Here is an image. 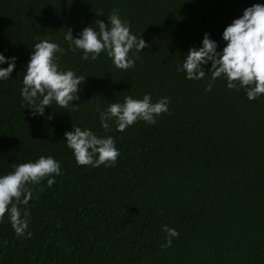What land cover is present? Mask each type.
I'll use <instances>...</instances> for the list:
<instances>
[{"label": "trees", "instance_id": "trees-1", "mask_svg": "<svg viewBox=\"0 0 264 264\" xmlns=\"http://www.w3.org/2000/svg\"><path fill=\"white\" fill-rule=\"evenodd\" d=\"M257 3L264 0H0V53L17 57L11 78L0 80V174L40 156L61 165L51 188L47 178L29 185L31 238L17 236L7 214L0 221V264H264V95L249 101L222 78L209 92L208 75L194 81L176 70L205 33L221 51L224 29ZM113 9L150 45L127 70L106 53L84 61L64 40L68 29L76 38L97 19L107 25ZM44 38L64 49L62 68L86 79L78 107L53 104L33 118L20 90ZM144 94L170 100L155 125L101 127L97 107ZM74 124L112 136L116 164L77 165L64 141ZM163 225L179 233L171 247H162Z\"/></svg>", "mask_w": 264, "mask_h": 264}, {"label": "clouds", "instance_id": "clouds-1", "mask_svg": "<svg viewBox=\"0 0 264 264\" xmlns=\"http://www.w3.org/2000/svg\"><path fill=\"white\" fill-rule=\"evenodd\" d=\"M97 13V12H96ZM97 16H103L97 13ZM108 24L97 19L93 26L85 27L76 38L68 29L64 40L69 50L82 52L84 61H96L102 53L111 58L115 67L127 70L135 66L140 58L137 53L150 47L144 39L132 33L130 23L122 19L118 9L107 16ZM225 46L218 51V43L205 33L200 47L188 50L177 72H183L188 80L200 81L209 76L206 91H212L215 81L222 78L229 90L243 91L249 101L264 95V4H253L243 10L241 17L228 25L223 33ZM33 51L23 75L20 90L22 104L31 109L33 118L45 116L46 107L53 104L60 108L78 107L73 102L80 99L81 85L86 77L71 69H64L58 63V54L64 49L50 39H41L32 47ZM17 57H6L0 53V80L11 78L16 68ZM7 64V67L3 65ZM209 70H204L206 65ZM170 100L163 97L153 102L150 94L142 99L125 96L123 102L115 101L101 109L97 107L101 127L108 131L115 124L117 131L123 132L138 121L155 125L157 117L169 112ZM49 120L53 119L48 115ZM64 141L72 150L79 166H114L120 156L114 138L98 136L90 128L81 129L73 125L64 133ZM61 165L53 156H40L37 160L15 165L14 170L0 174V221L7 218L15 234L31 238L29 231L30 213L26 206L33 192L29 185H36L47 178V186L55 183L60 175ZM166 233L163 248L171 247L173 239L179 236L175 228L163 225ZM26 234V236H25Z\"/></svg>", "mask_w": 264, "mask_h": 264}]
</instances>
